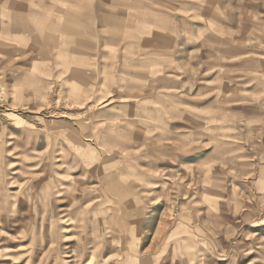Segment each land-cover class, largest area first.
<instances>
[{"label": "crops", "instance_id": "0c3cea01", "mask_svg": "<svg viewBox=\"0 0 264 264\" xmlns=\"http://www.w3.org/2000/svg\"><path fill=\"white\" fill-rule=\"evenodd\" d=\"M263 8L0 0V84L20 109L0 123V198L36 264L136 259L128 249L142 244L200 257L240 227L244 264H258L248 238L263 249ZM55 96L90 115L34 117Z\"/></svg>", "mask_w": 264, "mask_h": 264}, {"label": "rangeland", "instance_id": "374dc122", "mask_svg": "<svg viewBox=\"0 0 264 264\" xmlns=\"http://www.w3.org/2000/svg\"><path fill=\"white\" fill-rule=\"evenodd\" d=\"M262 11L264 12V8ZM3 87L4 86L0 84V123L1 120L3 122L4 119L14 120V116L6 115L7 111H4V109L11 108L13 110H20L18 107H16V95L13 96V102H9L7 95H4V91H2ZM31 111L37 113L35 109L33 110V108ZM88 111L89 110H87V107L85 106L74 105L70 103L69 100L65 101L55 96L47 105H45V107H42L39 110V115H35L34 117L40 116L45 121H76L78 119L87 118L90 115ZM1 141H3L2 138L0 142ZM2 159L3 157H0V160ZM2 198L3 197L0 199ZM171 209L172 210H170L169 215L173 217L176 214V207L172 206ZM255 224V222H252V225ZM241 233L247 234L248 231L244 227L238 228V232H236L235 229L227 230L222 236L221 242L215 245L214 252H208V255L200 253V257L196 247L193 248L192 245H189L188 248L185 247V250L181 252L180 246L173 244L168 246L170 250L167 248V251L164 253L162 245L155 246L142 244L137 245L136 249H133L132 245H130L128 249L132 255L134 253L136 254V259H133L131 255H128V257L125 259L120 260L92 259L89 261H83L74 256L73 261L64 262L66 264H244L246 260L243 257L247 251V244L243 240L241 241L239 238ZM259 237L253 236V238H251L249 236L248 241H252V246L250 248H253L254 251L259 252L263 250L264 253V245L263 249H260L261 240ZM21 241H26V239L20 234V229L15 230L13 228L6 227L4 201L2 199L0 200V264H36L38 262L35 258V251H32L33 245L30 244L28 247H23L22 244H24V242L21 243ZM262 241H264V237ZM34 246L37 247V243L36 245L34 244ZM247 248H249V246H247ZM140 249L143 253L138 256L137 254ZM22 250H30L32 253L28 252V254H26L27 256H25L23 253H21ZM218 250H220V252H217ZM256 259H258V264H264V254L263 258L257 254ZM56 264H62V261L57 260Z\"/></svg>", "mask_w": 264, "mask_h": 264}]
</instances>
